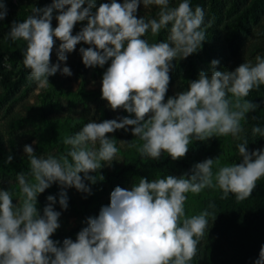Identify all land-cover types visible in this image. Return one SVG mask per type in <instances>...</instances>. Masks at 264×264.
I'll return each instance as SVG.
<instances>
[{"label": "clouds", "instance_id": "9594fccd", "mask_svg": "<svg viewBox=\"0 0 264 264\" xmlns=\"http://www.w3.org/2000/svg\"><path fill=\"white\" fill-rule=\"evenodd\" d=\"M141 3L145 8L157 6L158 19L138 18ZM54 10L56 27L52 26ZM6 17V2L0 0V21ZM84 21L86 25L73 35L75 25ZM204 25V9L193 10L191 0H180L175 7L170 0H110L98 7L97 0H52L44 7L32 6L22 22H12L8 38L26 42L23 64L31 81L45 87L58 71L71 76L70 67L61 68L59 62L66 65L67 54L83 42L89 45L79 49L85 67L103 68L111 61L102 75L101 98L111 110L123 109L129 116L87 122L65 137L63 143L70 149L61 158L37 155L31 144L24 145L29 167L16 174L21 201L13 203L12 191L0 188V264H190L208 234L209 219L214 221L216 215L205 209L187 216L186 194L219 188L222 199L230 193L237 201L252 195L264 178V149L249 151L244 139L237 144L241 162L220 166L215 174L218 157L196 163L190 174L180 177H141L130 189L116 186L110 203L86 219L75 241L66 238L60 245L51 239L60 227L55 196H47L42 214L37 208L38 195L53 183L91 194L85 181L94 184L96 177L90 173L111 165L119 153L116 140L107 135L117 130L127 132L131 127L132 135L143 141L139 152L153 160L165 153L174 161L183 158L194 140L228 135L240 139L241 122L258 107L245 98L264 85L260 55L254 64L246 61L234 71L216 70L219 61L213 60L210 76L201 71L187 90L165 102L172 62L202 47L207 36ZM163 29L169 32L166 40L149 43L144 38L149 31L156 35ZM54 48L59 61L55 64L51 61ZM252 135L264 137V128L253 126ZM12 160L9 155L5 163ZM58 202L67 209L65 191L59 193ZM254 264H264V246Z\"/></svg>", "mask_w": 264, "mask_h": 264}, {"label": "rangeland", "instance_id": "374dc122", "mask_svg": "<svg viewBox=\"0 0 264 264\" xmlns=\"http://www.w3.org/2000/svg\"><path fill=\"white\" fill-rule=\"evenodd\" d=\"M5 2L7 17L0 21V138L2 143L0 160H7L12 140L16 141L20 163L23 164L29 165L28 158L23 151L26 144H31L37 155L52 154L57 158L65 156L60 145L53 141L52 131L43 121L42 113L53 120L57 127V135L63 140L65 137L74 135L91 120L102 122L129 116V113L123 109L111 110L107 101L101 98L102 75L110 66L111 61L103 68L85 67L79 49L87 48L89 45L83 42L76 46L74 52L67 54L66 65L64 62L58 61L55 48L51 54L53 64L59 62L61 68L70 67L73 73L71 76L62 75L58 71L54 76L49 77V84L45 87H39L31 81L29 79L30 70L23 64V54L20 56L16 54L18 49H22L24 53L27 47L26 42L23 40L13 42L8 38V31L13 21L22 22L31 14L32 6L44 7L51 4L52 0H5ZM109 2L110 0H97V7L100 3ZM117 2L123 3V0H117ZM179 2L180 0H170V6L175 7ZM191 6L193 10L196 6H200L205 11L206 40L196 53L186 59L172 62L174 67L169 73L170 83L165 102L169 97L187 90L189 83L198 79V74L201 71L210 76L211 61L213 60L219 61L216 70L234 71L236 67L246 61H251L254 64L257 55L264 57V0H191ZM158 12L157 6L145 8L141 3L137 17H144L145 20L158 19ZM57 14L54 10L53 27L57 25L55 19ZM86 23V21L77 23L73 35L79 32ZM168 27L170 28L171 25L169 24ZM168 35V30L163 29L156 35L149 31L144 38L149 43H158L166 40ZM59 43L60 41L57 40L55 47H58ZM81 87H83L82 93L79 92ZM247 117L246 122H241L244 132L240 134V139L228 135L212 137L205 141L194 140L185 157L180 158L191 165L190 169L176 162H169L163 168H141V170L148 175L149 180L163 178L166 175L180 177L185 173L190 174V170L196 163L207 158L218 157V161L213 165L215 174L220 166L236 163L237 160L241 161L237 144L243 142L244 139L248 140L249 151L264 149V137L252 135L253 126L259 125L254 123L248 114ZM262 121L264 122V115H262ZM107 135L116 140L119 153L111 165L104 164L98 172L90 173L95 177L101 171L121 168L135 159L141 143L139 138L132 135L131 127L127 132L121 129ZM121 141L126 143H121ZM129 144L135 146L130 147ZM66 148L69 151L70 146L66 145ZM166 155V153L162 154L158 160L164 159ZM16 174L0 172V188H19ZM139 180V176L127 173L115 181L116 186L130 189L134 183L138 184ZM54 187L65 191L68 196L74 199L77 206L82 208L86 193L78 192L74 187L62 188L58 183H53L49 188L53 190ZM113 189L114 187L109 182H103L101 187L93 191L90 207L95 216L99 213L101 203L110 201V193ZM219 192V188H205L199 194L191 192L186 194L187 216L197 215L205 209L216 215L214 221L209 219L208 234L206 233L199 245L198 264H207V244H214L220 237H225V234L219 230V205L216 200ZM46 198L47 196L42 193L37 197V208L41 214L48 203ZM21 199L20 191L13 194V203L20 202ZM210 204L215 207L209 208ZM54 210L61 212V215L59 217L60 227L53 236L58 235L63 243L64 239L70 238L66 234L82 221V214L62 209L59 202L54 205ZM71 239L75 241V239Z\"/></svg>", "mask_w": 264, "mask_h": 264}, {"label": "trees", "instance_id": "16d2710c", "mask_svg": "<svg viewBox=\"0 0 264 264\" xmlns=\"http://www.w3.org/2000/svg\"><path fill=\"white\" fill-rule=\"evenodd\" d=\"M18 56L23 54L22 49L16 51ZM83 92V87L79 90ZM245 99L251 100L257 104L258 107L255 111L248 113L251 120L257 125L264 128V122L262 121V115H264V87L253 89L249 96ZM43 121L48 125L52 131V139L54 142L60 145V149L64 155L68 150L63 143V139H60L57 135V127L52 119L48 118L45 113H42ZM143 144L141 141L140 146ZM139 146V147H140ZM0 148H2L0 138ZM12 155L13 160L10 164L5 163L4 160H0V172L18 173L20 171L27 172L29 165L20 163L18 155V147L15 140L11 141V151L8 156ZM169 162H176L187 169L191 168L185 160L177 159L172 160L168 155L162 160H147L139 152V148L135 159L129 161L121 168L115 170L101 171L96 176V182L92 184L89 181H85L91 189V194L86 193V196L82 202V208L80 209L73 198L68 197V211L81 213L82 221L76 227L72 228L66 235L70 238L76 239L77 233L86 226V219L88 217H94L93 209L90 207L93 191L101 187L103 182H109L114 188L116 187V179L129 173L136 176L145 177L149 180L147 174H145L141 168H163ZM241 161L237 160L236 163ZM83 175V174H81ZM102 177V179H101ZM15 194L20 191L19 188H8ZM61 190L54 187L46 189L42 194L44 196L53 195L59 201V193ZM223 193L220 190L216 197L219 205V230L225 234L224 239L220 237L216 243L207 244V264H254L255 260L259 257L261 246H264V178H261L257 182V186L252 195L244 201H237L233 194H229L226 199H222ZM110 201L101 203L102 206L108 205ZM51 239L58 241L62 245V240L58 235H54ZM199 252L197 256L190 262V264L199 263Z\"/></svg>", "mask_w": 264, "mask_h": 264}]
</instances>
